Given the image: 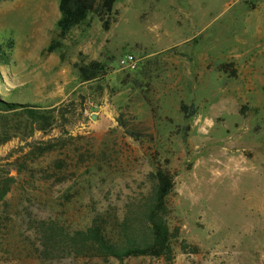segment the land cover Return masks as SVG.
<instances>
[{
  "label": "rangeland",
  "instance_id": "1",
  "mask_svg": "<svg viewBox=\"0 0 264 264\" xmlns=\"http://www.w3.org/2000/svg\"><path fill=\"white\" fill-rule=\"evenodd\" d=\"M115 9L110 30L93 16L61 39L59 0H0L1 99L70 117L64 134L59 119L49 134L0 145V177L15 180L0 200V264H264V0H118ZM127 54L136 69L121 63ZM93 61L108 72L85 81L80 69ZM90 102L96 119L82 112ZM62 137L80 151L67 178L46 183L29 169L68 147L27 158L35 142ZM158 167L175 182L166 254L41 259L35 222L123 219Z\"/></svg>",
  "mask_w": 264,
  "mask_h": 264
},
{
  "label": "trees",
  "instance_id": "2",
  "mask_svg": "<svg viewBox=\"0 0 264 264\" xmlns=\"http://www.w3.org/2000/svg\"><path fill=\"white\" fill-rule=\"evenodd\" d=\"M118 0H59L60 18L58 26L59 38H66L70 32L82 24L90 21L93 16L99 18L105 30H110L115 22L118 11L115 5ZM55 50L54 42L48 51ZM4 49L0 46V58ZM85 81L97 79L107 74L106 63L93 61L80 69ZM83 112V111H82ZM81 112V115H83ZM195 113L192 106L186 118ZM59 114V115H57ZM59 125L64 132L65 122L70 120L67 114L60 113L59 108H42L32 104H22L6 101L0 97V145L11 141L14 136L20 135L25 139L32 137L36 131L49 134ZM40 144H45L42 146ZM74 142L61 138L60 143L51 144L35 142L31 150V157L42 156L55 152L68 150L55 161L41 167L37 164L31 172L42 173L46 183H61L67 178L68 171L74 164V157L80 148L73 147ZM38 163V162H37ZM13 177L4 179L0 177V200L13 189ZM153 188L148 196L138 204H132L130 213L123 219L117 213L97 212L91 225L86 228L72 229L56 219H43L35 222L36 234L39 239V256L42 260H58L71 256H89L109 261L116 259L121 262L131 258L161 257L171 247V233L166 215L168 214V197L174 189V177L163 167H158L153 174Z\"/></svg>",
  "mask_w": 264,
  "mask_h": 264
},
{
  "label": "built area",
  "instance_id": "3",
  "mask_svg": "<svg viewBox=\"0 0 264 264\" xmlns=\"http://www.w3.org/2000/svg\"><path fill=\"white\" fill-rule=\"evenodd\" d=\"M123 65H126L128 68L136 69L138 65V59L135 54H127L121 61ZM99 105L94 102L86 103L83 109V114L86 117L93 118L99 111Z\"/></svg>",
  "mask_w": 264,
  "mask_h": 264
},
{
  "label": "water",
  "instance_id": "4",
  "mask_svg": "<svg viewBox=\"0 0 264 264\" xmlns=\"http://www.w3.org/2000/svg\"><path fill=\"white\" fill-rule=\"evenodd\" d=\"M95 119L97 118V117H94Z\"/></svg>",
  "mask_w": 264,
  "mask_h": 264
}]
</instances>
